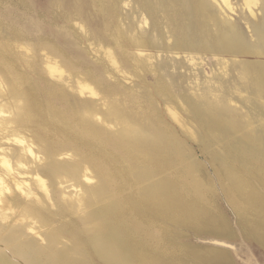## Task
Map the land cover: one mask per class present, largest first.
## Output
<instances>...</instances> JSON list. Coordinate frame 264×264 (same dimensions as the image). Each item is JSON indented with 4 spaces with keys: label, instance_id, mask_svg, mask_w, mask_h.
I'll return each mask as SVG.
<instances>
[{
    "label": "rangeland",
    "instance_id": "1",
    "mask_svg": "<svg viewBox=\"0 0 264 264\" xmlns=\"http://www.w3.org/2000/svg\"><path fill=\"white\" fill-rule=\"evenodd\" d=\"M257 1L0 0V264H264Z\"/></svg>",
    "mask_w": 264,
    "mask_h": 264
},
{
    "label": "bare ground",
    "instance_id": "2",
    "mask_svg": "<svg viewBox=\"0 0 264 264\" xmlns=\"http://www.w3.org/2000/svg\"><path fill=\"white\" fill-rule=\"evenodd\" d=\"M222 1V3L224 4V5H226L227 7H229L230 8V0H221ZM257 0H246V2H245V5L249 8V9H252V7H254V6H256L257 5ZM224 34V33H223ZM230 35V34H229ZM228 38H230L229 36H228ZM232 38V37H231ZM229 41H231V40H229ZM233 42V41H232ZM237 43V42H236ZM235 44V43H234ZM111 57V56H110ZM50 66H53V65H50ZM52 74L53 73H58V72H60L59 71V67L58 66H54V67H50V70H49ZM257 78V77H256ZM85 90H89L90 92H91V94H93V95H95V93H94V90L92 89V88H90L89 86H81V91L83 92V91H85ZM68 104V103H67ZM79 114V113H78ZM121 114V113H120ZM78 127V126H77ZM128 133V132H127ZM131 134V133H130ZM122 137V136H121ZM124 137V136H123ZM122 139H124V138H122ZM18 143V142H17ZM133 144V143H132ZM136 144V143H135ZM29 147V146H28ZM28 152L27 153H31V154H33V150H32V148L31 147H29L28 148V150H27ZM34 156V155H33ZM23 163V161L21 160V161H19V167H22V169L23 170H25V169H29L28 167H26L25 165H23L22 163ZM25 162V161H24ZM0 164L3 166V168H0V210L1 211H3V212H1V215H2V213H4L5 211L7 212V210H8V212L9 211H11V209H13L12 207H13V200H10V199H8V197L6 196L7 195V193H10L11 192V189L13 188V186H12V188L10 189V187H9V184H7L8 182L9 183H11L10 181H8L7 182V179H13L14 180V178H12L13 176H12V174H11V172H12V164L10 163V161H8V160H5V159H2V160H0ZM1 166V167H2ZM21 169V168H20ZM19 169V170H20ZM37 180H36V182H37V184H38V189L41 191V192H44V194L46 195V198L48 199V201L50 200L51 201V198H50V191H49V187H48V184L45 182V180L44 179H42L41 177H37L36 178ZM12 181V180H11ZM15 182V181H14ZM18 183V182H17ZM17 186L20 188L21 186L20 185H18L17 184ZM30 187V186H29ZM19 190V189H18ZM17 190V191H18ZM23 190V189H22ZM31 190V189H30ZM29 191V190H28ZM22 192V191H21ZM30 193H31V191H29ZM28 192V193H29ZM11 193H13V192H11ZM10 193V194H11ZM34 194L36 193L35 191L33 192ZM33 193H31L32 195H33ZM37 194V193H36ZM26 195H28V194H26ZM31 195V196H32ZM9 197H10V195H8ZM31 196H26V197H29V198H31ZM35 197V196H34ZM33 198V197H32ZM12 199V198H11ZM41 200V199H40ZM30 207V206H29ZM28 207V208H29ZM27 208V209H28ZM31 209H32V207H31ZM30 210V209H29ZM34 210V209H33ZM23 211V210H22ZM24 212V211H23ZM28 212V211H27ZM26 212V213H27ZM36 212V211H35ZM11 213V212H10ZM28 213H30V212H28ZM34 213V212H33ZM5 214V213H4ZM3 214V215H4ZM8 214V213H7ZM7 214L5 215V216H7ZM23 214V213H22ZM31 214V216L33 215L32 213H30ZM3 215H2V217H3ZM27 215H29V214H27ZM4 216V217H5ZM30 216V215H29ZM23 217V216H22ZM25 217V216H24ZM27 217V216H26ZM52 255H53V253H52ZM49 257V256H48Z\"/></svg>",
    "mask_w": 264,
    "mask_h": 264
}]
</instances>
